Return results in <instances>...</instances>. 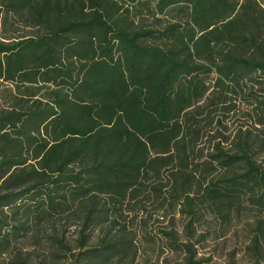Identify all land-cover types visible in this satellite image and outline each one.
Instances as JSON below:
<instances>
[{
	"label": "trees",
	"instance_id": "16d2710c",
	"mask_svg": "<svg viewBox=\"0 0 264 264\" xmlns=\"http://www.w3.org/2000/svg\"><path fill=\"white\" fill-rule=\"evenodd\" d=\"M7 25L0 264H139V237L199 264L206 220L248 210L260 264L264 0H0Z\"/></svg>",
	"mask_w": 264,
	"mask_h": 264
},
{
	"label": "rangeland",
	"instance_id": "374dc122",
	"mask_svg": "<svg viewBox=\"0 0 264 264\" xmlns=\"http://www.w3.org/2000/svg\"><path fill=\"white\" fill-rule=\"evenodd\" d=\"M28 30H22L21 26H5L0 30V38L18 37ZM258 214L254 211H243L238 215H233L228 222L213 219L209 217L202 227L206 232L205 240L195 245V261L199 264H254V260L248 251L251 242L253 224ZM156 216V215H155ZM156 221L150 222L149 231L155 228H166L169 225V219H163L160 216L154 217ZM183 219H176V227L179 231V239H183ZM135 228V226H134ZM98 234L97 232L95 233ZM67 240L75 244L78 234L73 227L67 228L65 233ZM141 260L139 264H164L168 260L171 264L180 263L184 254L175 251L168 246L166 239L160 240L155 237L150 241L139 237ZM264 251V247H263ZM260 264H264V253Z\"/></svg>",
	"mask_w": 264,
	"mask_h": 264
}]
</instances>
